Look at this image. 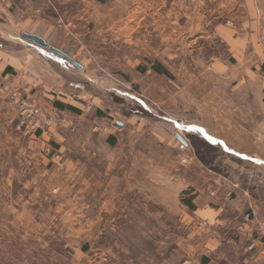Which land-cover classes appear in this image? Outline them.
<instances>
[{
	"label": "rangeland",
	"instance_id": "obj_1",
	"mask_svg": "<svg viewBox=\"0 0 264 264\" xmlns=\"http://www.w3.org/2000/svg\"><path fill=\"white\" fill-rule=\"evenodd\" d=\"M66 4L60 3L54 12L55 16L61 17L54 24H60L65 30L59 33L60 41L56 40L60 45L69 43V52L76 56L75 60L83 63L85 70L46 48L36 47L39 55L58 61L60 71L69 82V90L82 91L86 95L85 100H90L91 104L99 100L104 102L107 104L104 108L107 116L125 120L133 135L127 130L125 143L130 146L121 152L170 156L162 162L141 160L134 164L126 163L129 168L138 166L151 172L153 169L146 167L165 166V170L177 173L180 168L188 166V173L193 177L188 174V179L181 183L179 178L169 179L156 171L157 184L151 186L143 183L142 178H132L131 174L123 179L121 176V179L117 178L116 169L106 175L101 174L98 167L104 163L99 158L90 163L95 171L77 169L83 163L64 161L93 153L106 158L116 152L115 146L105 145L108 133L93 131L90 125L81 130L78 126L76 131L55 125L43 130L44 133L23 127L18 129L17 110L10 99L12 88L8 94L0 95V264H197L196 258L206 249L209 231L212 230L210 219H206L209 226L206 227L203 223L205 218L202 219L197 210L207 199L199 192L203 188L199 186L212 179L206 171L195 168L193 152L204 158L208 166L223 172L227 169L224 161L227 149L203 136L191 137L187 125L163 111L159 112L161 108L167 110L163 103L156 112L157 117L166 120L164 122L170 121L172 125L177 122L179 129L175 131L186 143L182 142L181 147L158 144L151 132L155 129L151 128L155 123L152 114L155 113L152 112L155 99L149 96L146 81L151 75L155 78L149 85L151 92L157 94H162L164 87L178 89L180 72L186 68L189 88L201 85V89V75L211 71V67L215 68L209 63L212 61L209 57L218 52L215 49L218 48L215 47L217 38L211 32L213 19L189 16L186 30L179 24L185 18H172L167 26L163 18H156L155 36L159 45L155 59L163 69L164 53H169L172 71L154 75L151 63L147 65L141 60L137 66V61L132 60L137 57L133 49V20H137L129 16L132 2L124 1L122 8L124 15L127 11V17L109 18L106 32L101 28L93 33L92 41L99 48L89 50L77 48L83 42V34L66 32ZM92 4L93 8L99 7ZM83 5V0H76L74 6L82 11ZM188 10L195 13L196 0L188 1ZM252 10L256 12L257 24L254 23L256 33L251 40L264 59V0H252ZM148 21L146 17L140 19V29L145 30L138 39L141 46L147 42ZM204 22L209 24L203 25ZM28 41L20 32L0 35V44L10 45L14 51L20 50L21 42L36 45ZM196 43L204 44L202 49L192 48ZM105 44L110 49H104ZM180 47L188 49L181 50ZM143 52L147 53V50H141L139 57ZM181 56L187 57L186 61L180 59ZM138 76H141L140 80ZM141 85L145 86L143 90ZM92 105L91 113L96 111L94 103ZM44 109L51 110L49 107ZM128 112L138 113L144 120L141 123L131 119L126 121ZM53 131L55 135L52 137ZM37 132L42 138L35 137ZM190 137L194 138L195 147ZM181 155H185L187 161H182ZM111 164L117 165L116 162ZM135 184L138 186H131ZM123 186L129 187L126 192L116 191V187L124 189ZM105 189L112 191L106 193ZM226 195L222 191L219 197L222 199Z\"/></svg>",
	"mask_w": 264,
	"mask_h": 264
},
{
	"label": "crops",
	"instance_id": "obj_2",
	"mask_svg": "<svg viewBox=\"0 0 264 264\" xmlns=\"http://www.w3.org/2000/svg\"><path fill=\"white\" fill-rule=\"evenodd\" d=\"M75 1L0 0V35L16 32L21 34L23 30L35 33L74 58L76 56L69 52L71 46L68 42L67 45L57 43L56 38L60 41L59 33L65 30L60 27V24H54L55 20L61 19L58 14L56 16L54 14L56 6L59 7L60 3H67L64 6V9L67 8L66 12L68 11L66 32L72 35L83 34V42L77 48L84 50L99 48L92 41L93 33L99 32L101 28L106 32L105 27L109 18H121L127 13L125 11L124 15L122 8L125 0H83L82 11L74 6ZM128 1L132 2L129 16L137 20H133L135 27L133 28L135 39L133 49L137 52V57L132 60L137 61V66L141 60L147 65L151 63L154 75L172 71L169 67L172 59L169 53H164L163 69L161 63H157L155 59V51L159 45L155 36L156 18H163L165 26L172 18H185L179 24L186 30L188 28L186 19L189 16L213 19L211 32L217 38L215 47L218 46V48H214L218 49V52L209 57H212L209 63L215 68L211 67V71L201 75L203 84L201 89H199L201 85L189 88L186 68L180 72L178 89L164 87L162 94L151 92L149 84L155 78L152 75L147 77L148 93L155 99L153 105L156 107L152 108V112L155 113L151 112L155 122L151 124V128H155L151 132L160 145L175 147L182 145V141L175 135V130L179 129L177 122L172 125L170 121V123L164 122L166 120H160L156 115L159 107L161 108L160 104L163 103L167 110L161 108L159 112L163 111L169 117L187 125L191 136H203L212 143L225 146L227 149V157L224 159L227 162V169L223 172L203 164L195 151L193 152L192 163L195 168L206 171L212 179L210 182L206 179L207 182L199 186L203 187L199 192L207 196V199L201 207H197V210L202 219H210L212 230L209 231L206 249L196 258L197 264L210 262L213 264H264V237L251 239L249 235V231L252 234L254 223L264 217V59L260 57V51L256 49L251 40V36L256 33L254 23L257 24L256 12L252 10V0H196L195 13L188 10L189 0ZM92 3L99 7L93 8ZM141 5L146 8L141 9ZM144 17L149 19L146 28L147 42L141 46L138 39L145 30L140 29V19ZM98 20L100 23H97ZM208 24V22L203 23V25ZM79 26L82 28L76 30L75 28ZM20 44L18 51H14L10 45L0 44V95L8 94L12 88H18L46 109L48 107L49 109L60 108L77 115L80 130L89 127L92 114L96 112L97 115H101L105 112L104 108L107 104L105 105L100 100L96 102L92 100L96 111L91 113V108L88 106V103H91L90 100H81L70 95L72 90H69V82L60 71L58 61L39 55L40 52L36 47L41 48V46L24 42ZM203 45L196 43L192 48L199 50ZM103 47L106 50L110 49L108 44ZM180 49L187 50L188 48L180 47ZM141 50H147V53H142V58L139 57ZM201 58L207 60V58ZM180 59L186 61L187 57L181 56ZM180 61L186 64L185 61ZM82 69L85 70L84 67ZM140 78L141 76H138L139 80ZM144 87L141 85L142 90ZM62 104L64 105L61 106ZM125 117L126 121L137 120V123L144 120L138 113L130 112ZM113 119L117 121V125L105 132L108 134L104 140L106 147H116L115 153L106 158L94 153L86 154L82 158L71 157L64 162L83 163L77 166V169L83 168L92 172L95 171V167L90 163L98 161L97 158H99V161L104 163L98 167L101 174L106 175L116 169L117 178L122 177L123 179L131 174L132 178H142L143 183L147 182L151 186L157 184L156 171L169 179L179 178L181 183L183 179H188V166L180 168L177 173L165 170V166L146 167L148 169L151 167L153 173L149 170H141L138 166L129 168L126 163L134 164L141 160L162 162L170 156L164 154L147 156L121 152L130 146L125 143L127 130L131 135L133 133L125 120ZM51 134L53 137L55 131ZM35 135L38 139L42 138L39 132ZM131 147L133 148V145ZM113 162L117 165L111 164ZM189 176L193 177L191 173ZM118 183L121 187L120 182H117V185ZM131 186L136 187L138 184ZM116 188L117 192H126L125 189L129 187ZM111 191V189H105L106 193H111ZM222 191L227 195L221 199L219 194ZM249 209H252L254 213L252 222L245 225V232H237L235 227L241 219V214ZM230 237H234L235 240L229 241ZM250 240L255 242L254 248L247 247Z\"/></svg>",
	"mask_w": 264,
	"mask_h": 264
},
{
	"label": "built area",
	"instance_id": "obj_3",
	"mask_svg": "<svg viewBox=\"0 0 264 264\" xmlns=\"http://www.w3.org/2000/svg\"><path fill=\"white\" fill-rule=\"evenodd\" d=\"M70 95L81 100H85L86 96L79 90H73ZM10 99L11 103L17 110L16 127L18 129L23 127L25 129H31L32 131H43L45 129H50L55 125H61L70 131H76L79 126L77 116L60 108H52L51 110L46 111L34 99L27 97L18 88H14L10 91ZM88 106L90 108L93 107L91 103H88ZM90 126L93 131L107 132L109 129L116 126V121L105 113H102L101 115L95 113L92 114ZM180 159L184 162L187 161L185 155H181ZM253 215L254 213L252 209L244 211L240 221L235 227L236 231L245 232V225L252 222ZM203 223L206 227H209L206 219ZM254 229H256V234L254 233ZM249 235L251 239H257L262 236L264 237V217L256 221L252 234L249 231ZM234 240V237L229 238V241ZM254 245L255 242L250 240L247 247L254 248Z\"/></svg>",
	"mask_w": 264,
	"mask_h": 264
},
{
	"label": "water",
	"instance_id": "obj_4",
	"mask_svg": "<svg viewBox=\"0 0 264 264\" xmlns=\"http://www.w3.org/2000/svg\"><path fill=\"white\" fill-rule=\"evenodd\" d=\"M21 35H22V37H24L25 39L35 43L36 45H39V46H41L43 48H47L50 51L58 54L59 56H61L64 59L68 60L70 63H72L76 67L81 68V69L83 68L81 63H79L77 60H75L71 55H69L65 51L59 49L58 47H55L54 45L50 44L42 36H40L38 34H35V33L26 32V31H22ZM175 135L182 142L186 143L185 139H183V137L181 135H179L177 132H175Z\"/></svg>",
	"mask_w": 264,
	"mask_h": 264
},
{
	"label": "trees",
	"instance_id": "obj_5",
	"mask_svg": "<svg viewBox=\"0 0 264 264\" xmlns=\"http://www.w3.org/2000/svg\"><path fill=\"white\" fill-rule=\"evenodd\" d=\"M64 104H62L61 106H63ZM128 113H130V112H128ZM192 137V136H191ZM190 137V142H191V144L193 145V147H195L196 146V143H195V141H194V138H191ZM200 159H201V161H203L207 166L209 165V164H207V162H205L204 161V158H201V157H199Z\"/></svg>",
	"mask_w": 264,
	"mask_h": 264
}]
</instances>
